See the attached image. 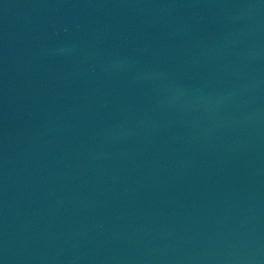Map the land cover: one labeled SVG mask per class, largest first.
Here are the masks:
<instances>
[{"label":"water","instance_id":"1","mask_svg":"<svg viewBox=\"0 0 264 264\" xmlns=\"http://www.w3.org/2000/svg\"><path fill=\"white\" fill-rule=\"evenodd\" d=\"M0 264H264V0H0Z\"/></svg>","mask_w":264,"mask_h":264}]
</instances>
